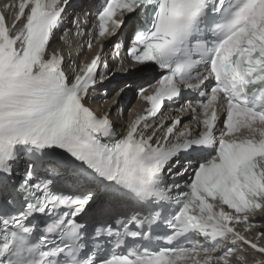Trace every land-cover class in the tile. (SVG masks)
I'll return each mask as SVG.
<instances>
[{
    "label": "snow or ice",
    "instance_id": "1",
    "mask_svg": "<svg viewBox=\"0 0 264 264\" xmlns=\"http://www.w3.org/2000/svg\"><path fill=\"white\" fill-rule=\"evenodd\" d=\"M5 7L16 15L9 24L0 12V264L264 257V0H102L96 38L127 27V58L160 70L119 136L110 112L86 104L113 71L103 44L71 80L64 55L48 51L70 0Z\"/></svg>",
    "mask_w": 264,
    "mask_h": 264
},
{
    "label": "bare ground",
    "instance_id": "2",
    "mask_svg": "<svg viewBox=\"0 0 264 264\" xmlns=\"http://www.w3.org/2000/svg\"><path fill=\"white\" fill-rule=\"evenodd\" d=\"M87 3L84 2V0L81 1V4L80 6H86ZM150 67L149 66H146V67H140L138 69L136 68H132V67H127L126 68V73H123L120 75L119 78L117 79H114V80H111L107 83L104 84V89H107L105 94L102 95L100 92H95V95H96V102L93 101L95 104L101 100V99H104L105 98V104H108L110 102V100L114 97V92L115 90L121 88L124 83L126 82H131L132 84H135L137 81L134 79V76L131 75L132 73H141L143 72L144 70H148ZM123 72V71H121ZM110 83H113V86H110ZM100 103L97 104V107L100 108ZM104 106V105H103Z\"/></svg>",
    "mask_w": 264,
    "mask_h": 264
}]
</instances>
